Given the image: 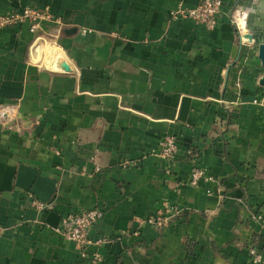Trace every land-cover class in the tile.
I'll list each match as a JSON object with an SVG mask.
<instances>
[{"label": "crops", "instance_id": "crops-1", "mask_svg": "<svg viewBox=\"0 0 264 264\" xmlns=\"http://www.w3.org/2000/svg\"><path fill=\"white\" fill-rule=\"evenodd\" d=\"M201 1L0 0V15L49 7L60 21L0 28V264H93L56 231L91 209L100 264L264 256V0H222L212 31L173 17ZM59 49L71 73L49 69ZM194 167L211 180L191 186Z\"/></svg>", "mask_w": 264, "mask_h": 264}, {"label": "built area", "instance_id": "built-area-1", "mask_svg": "<svg viewBox=\"0 0 264 264\" xmlns=\"http://www.w3.org/2000/svg\"><path fill=\"white\" fill-rule=\"evenodd\" d=\"M223 4L222 0H202L194 8H179L173 17L178 20L193 21L205 30L212 31L219 22ZM247 19L248 14L246 11H238L233 17V24L236 26L239 32V38L242 42V36L244 34H249L246 32ZM23 22H28L30 24V31L34 34L43 30V24L45 22L60 24L59 19L51 13L49 7H24L21 10L7 15H0V28L15 26ZM242 26L244 30H242ZM36 42H40V36H37ZM177 150V139L173 136H167L159 144L158 155L162 159L170 160L175 157ZM202 180L210 181L211 178L206 175L205 170L194 167L190 174L189 184L193 187H197ZM33 205L39 210L46 207L45 204L38 201H33ZM103 217L104 212L98 209L72 213L63 218L60 228L56 229V231L65 241L76 245L79 249L80 257L83 260L90 261L93 264H100L102 262L101 256H99L97 252H91V249L94 247H101L108 243L109 240L92 237V233ZM167 221L168 218L161 214L148 219L147 222L153 226L159 227L164 226ZM249 253L254 264H264V256L258 245H251Z\"/></svg>", "mask_w": 264, "mask_h": 264}, {"label": "water", "instance_id": "water-1", "mask_svg": "<svg viewBox=\"0 0 264 264\" xmlns=\"http://www.w3.org/2000/svg\"><path fill=\"white\" fill-rule=\"evenodd\" d=\"M243 43L247 46H256L254 37L250 34H244L242 36ZM258 58L264 67V43L258 45ZM51 64L54 68H49L52 72L68 74L72 72V68L69 65L64 53L59 49L52 57ZM261 86H264V77L260 80Z\"/></svg>", "mask_w": 264, "mask_h": 264}, {"label": "bare ground", "instance_id": "bare-ground-1", "mask_svg": "<svg viewBox=\"0 0 264 264\" xmlns=\"http://www.w3.org/2000/svg\"><path fill=\"white\" fill-rule=\"evenodd\" d=\"M242 30H243V26H242ZM55 53L52 54V57L54 56ZM52 60V59H51ZM50 68H54V65L51 64L50 62Z\"/></svg>", "mask_w": 264, "mask_h": 264}]
</instances>
